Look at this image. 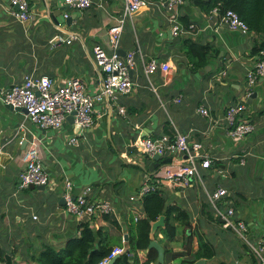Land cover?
I'll return each instance as SVG.
<instances>
[{"label":"crops","instance_id":"obj_1","mask_svg":"<svg viewBox=\"0 0 264 264\" xmlns=\"http://www.w3.org/2000/svg\"><path fill=\"white\" fill-rule=\"evenodd\" d=\"M146 1L134 14L133 23L125 25L118 53L126 56L139 49L146 60L169 62L170 70L157 71L150 82L138 55L131 71L134 88L118 100L126 114L119 113L117 104H99L95 124L80 137L79 145H69L76 122L67 119L60 129L40 128L26 112L3 104L1 96L30 73L48 75L59 85L78 77L89 93L99 92L105 74L94 49L102 46L108 54L113 52L108 30L121 15L123 0H93L83 10L68 8L64 0H30L34 18L25 23L10 14L9 0H0V264H34L44 246L62 248L69 238L78 236L82 221H90L95 229L108 228L117 239L121 235L126 248L131 217L144 215L142 200L131 201L130 196L140 190L147 175L155 177L147 164L152 157L136 145L138 139L170 136L175 128L188 134L190 145H199L201 153L212 160L209 168L201 169L208 187L227 188L225 204L233 206L235 217L247 223L250 238L264 237V76L254 85L257 94L251 103L246 99V111L240 115L255 123V131L235 139L226 119L227 108L245 97L247 73L259 57L252 51L260 37L253 31L228 28L210 14L212 8L196 0L180 4L179 17L186 28L174 36L164 0ZM73 33L80 39L71 44L55 39ZM189 43L209 46L207 57L191 55ZM223 71L227 74L220 79ZM180 96L182 101H175ZM200 106L207 107L209 115L200 114ZM33 139L41 145L53 187H18L22 155ZM184 157L167 154L160 163L165 166ZM67 180L73 182L75 195L90 185L93 201L110 200L115 206L111 220L119 222L120 230L104 216L81 220L68 213L62 202ZM158 185L169 204L185 208L197 232L214 244L212 263L258 264L248 245L221 226L197 183L186 188L169 182ZM184 235L179 226L173 241H160L162 233L157 240L180 251ZM198 247L196 239L194 250ZM181 260L171 264H182Z\"/></svg>","mask_w":264,"mask_h":264},{"label":"built area","instance_id":"obj_2","mask_svg":"<svg viewBox=\"0 0 264 264\" xmlns=\"http://www.w3.org/2000/svg\"><path fill=\"white\" fill-rule=\"evenodd\" d=\"M10 14L20 22H28L34 18L31 11L30 0H9ZM183 0H164V5L171 12L172 33L179 36L185 31L186 26L180 21L179 6ZM93 0H64V4L71 9H86L91 6ZM146 0H123V9L116 23L108 30L109 45L113 52L108 54L102 46L94 49L95 57L105 74L104 83L101 90L95 94L86 90L84 81L81 78L73 77L63 84H56L54 78L48 75H35L30 73L25 75L20 84H14L6 89L1 101L3 104L11 105L13 108H25L26 116L33 123L43 129H60L67 117L75 112V122L80 124L78 133L68 137L69 145H79L80 137L90 129L96 122L97 106L99 104H117L119 113L125 115L126 110L118 104L121 95L130 93L134 88L131 77L132 69L137 65V56L140 55L143 70L147 79L151 82V76L157 71L168 72L171 68L169 62H160L156 59L146 60L139 49L132 50L121 56L118 47L122 33L128 21L133 23V16L136 12L146 6ZM210 14L217 15L220 22L232 30L243 33L250 32L249 25L240 14L234 9L220 10V6H215L210 10ZM69 16L68 13L65 14ZM190 27V26H189ZM187 27V28H189ZM55 39L66 41L71 44L74 40L80 39L76 33L69 37L56 35ZM227 72L220 73V79ZM264 76V48L259 52L253 68L247 73V88L242 102L230 105L226 111V119L230 126V134L235 139H241L255 131V123L249 120H242L240 115L246 111V99L253 93V87L260 77ZM177 102L182 101V97L176 98ZM198 112L202 115H209V109L200 106ZM22 142V141H21ZM145 154L153 157L158 154L161 157L170 155H185V157L173 163L157 169L152 176H146L140 190L130 196L131 201L142 200L148 192L159 188V183L169 182L181 187H190L197 183L205 193L217 220H222L221 226L232 231L239 239L245 242L251 252L258 260V264H264V237L253 241L248 234V225L245 221L235 217L236 211L230 204H225L229 194L227 188L219 186L210 189L206 184L202 168H209L212 160L205 157L200 146L190 145L189 135L175 128L173 135L162 137L142 136L136 144ZM202 158V159H201ZM24 168L19 175L18 187L26 189L31 186L53 187V181L46 171L41 155V145L39 141L33 139L27 145L22 155ZM92 186H86L78 194L73 193V182L67 180L65 192L66 211L83 220H91L95 216L112 214L115 206L110 200L91 199ZM37 218V216H34ZM126 251L124 246H116L112 253L101 260L98 264H110V261L117 254ZM233 264H243L236 260Z\"/></svg>","mask_w":264,"mask_h":264},{"label":"trees","instance_id":"obj_3","mask_svg":"<svg viewBox=\"0 0 264 264\" xmlns=\"http://www.w3.org/2000/svg\"><path fill=\"white\" fill-rule=\"evenodd\" d=\"M207 9L220 6V10L234 9L241 18L247 22L250 31L256 32L260 39L254 45L253 53L259 55L264 48V0H196ZM187 24V22H185ZM189 53L201 58L207 57L209 46H197L188 44ZM196 58V57H195ZM171 134V133H170ZM173 135V134H171ZM154 175V174H153ZM154 179V177H152ZM143 217H131L128 225V240L126 251L115 260L113 264H160L158 251L150 248V231L152 221L161 215L166 216V226L160 227L156 232L163 234V239L173 241L178 232V227L184 228V242L182 250L165 246L166 260L164 264L181 258L182 264H193L200 259H206L207 264H214L211 260L216 255L214 244L205 240L197 229L194 228L190 213L178 204H169L167 197L160 188H156L145 194L142 198ZM104 219L120 230L117 220H111V214L104 215ZM216 220V219H215ZM80 234L67 240L62 248L46 245L35 257L34 264H98L108 257L116 246H123L122 236L118 239L106 227L95 229L90 221L79 223ZM198 239L199 247L194 250L195 240ZM227 264V263H220Z\"/></svg>","mask_w":264,"mask_h":264},{"label":"water","instance_id":"obj_4","mask_svg":"<svg viewBox=\"0 0 264 264\" xmlns=\"http://www.w3.org/2000/svg\"><path fill=\"white\" fill-rule=\"evenodd\" d=\"M68 23L71 24V18L67 19ZM125 56V55H123ZM257 93L253 92L248 98V103H251V99L254 98L256 96ZM6 105V104H5ZM8 108H10L11 110H15V111H23V112H27V110L25 108H13L11 105H6ZM68 120L75 122V112L70 114L67 117ZM81 129L80 124L75 123V132L78 133ZM145 136V135H144ZM171 159H168V161H170ZM152 161H155L154 163H152ZM161 156L156 154L152 157L151 160L147 161V164L149 165V170L152 172V174H154V172L161 168ZM39 189H45L46 186L45 185H41V186H37ZM62 202L65 204V199H62ZM166 216L165 215H161L157 220L152 221L151 223V231H150V237H151V242H150V248H155L158 251V262L160 264H164L165 263V248L164 246L157 240L156 238V232L157 230L162 227L164 228L166 226ZM220 222H223L221 219L219 220ZM127 234L125 235V238L127 239ZM120 256V254H117L115 257L112 258V260L110 261V264H113L115 262V260ZM193 264H206L205 259H200L198 261H196Z\"/></svg>","mask_w":264,"mask_h":264},{"label":"rangeland","instance_id":"obj_5","mask_svg":"<svg viewBox=\"0 0 264 264\" xmlns=\"http://www.w3.org/2000/svg\"><path fill=\"white\" fill-rule=\"evenodd\" d=\"M254 241V240H253Z\"/></svg>","mask_w":264,"mask_h":264}]
</instances>
